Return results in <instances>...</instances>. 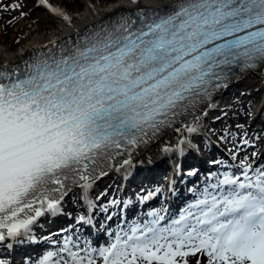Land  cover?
Instances as JSON below:
<instances>
[{"label": "snow or ice", "instance_id": "1", "mask_svg": "<svg viewBox=\"0 0 264 264\" xmlns=\"http://www.w3.org/2000/svg\"><path fill=\"white\" fill-rule=\"evenodd\" d=\"M38 6L72 24L49 0ZM249 71L264 72V0H172L118 13L0 67V244L31 240L74 187L91 207L96 180L113 169L126 178L134 152L181 118L199 121L201 106ZM149 215L99 250L65 238L39 264H201V256L207 264H264V168L216 177L168 223Z\"/></svg>", "mask_w": 264, "mask_h": 264}, {"label": "bare ground", "instance_id": "2", "mask_svg": "<svg viewBox=\"0 0 264 264\" xmlns=\"http://www.w3.org/2000/svg\"><path fill=\"white\" fill-rule=\"evenodd\" d=\"M49 2L54 6L59 8L60 10L66 12L71 18H72V24L69 25L66 21L54 16L51 12H49L47 9L43 8L42 6L37 7L38 10H43V12L45 11L47 16L52 19V21L56 22L58 24V27H56V32L52 33L53 36L47 37V38H43L42 40H33L31 39L29 41V43H27L26 45H24L23 47H21L20 50H16V51H8L5 49L6 46V42L2 39H0V66H5L8 64H12L15 63L16 61L21 60L22 58L25 57V55L27 53H29L30 50H38L43 48L45 45H47L48 43L51 44L53 43L54 40L58 39V40H62L65 39L67 37L70 36H74L77 34L82 33L84 30H87L89 27H92L94 25H96L98 22H100L102 19H105V17H110L112 14L119 12V11H132L133 9H137V8H146V7H156L160 4H167L172 2V0H139L138 3H134L133 0H111L109 2V5H106L105 7H103L101 5V0H97V2L92 1V0H84L85 7L81 10V12L79 13V15H71V13L69 11H67L66 9H64L63 7V3L66 4V0H49ZM19 3V2H18ZM31 11V9L27 6L26 3H21L20 7H19V11L13 13V18L15 21V24L18 28V30H20L23 27H29V23L31 22V19H29V22H23L21 20V18L23 19V17H25L26 15L28 16V14H30L29 12ZM36 13V12H35ZM42 13V12H41ZM26 14V15H23ZM38 14V13H36ZM38 16V15H37ZM24 20V19H23ZM53 39V41L51 40ZM255 77H260L263 80L262 86L264 87V72L261 71H249L246 73L241 74L240 76H238L236 79H234L232 82H230L228 84V86L224 89L219 90L216 94L213 95L210 105H204L202 107V109L199 111V115H200V119L199 121H193L192 118H188L187 120H184L183 123H178L175 126H173L172 128L166 130L165 132H163L162 134L159 135V137L157 139H155L154 141H152L151 143H149L147 145V147L141 149L139 152V155H137L136 153H133V164L135 165L134 168H136V174L134 175L133 179H131L128 183H130L131 186H135L137 184V182H134L135 180H137L141 175H145V176H150V178H159V180L156 181V183H159V186H161V184L165 181L162 180L160 177V173L158 172H151L152 170H159V168H161L164 164H167V161H172L174 160L176 157H181L183 156L186 152H189L186 157H183V166H185L186 169L187 166L190 165H200V163L197 161L199 157H196L195 153L191 151L192 148H190L191 146L193 147L194 145L197 147H200L201 145H199V140L201 138H204V133L205 131H207L208 129L212 128V126L214 125V121L211 120V114H213L214 112H218L220 113V111H222L219 108V105L225 101L229 96H236L237 93L233 92L234 89L239 88V87H243L244 85H246L248 83L249 80H251L252 78ZM248 94H246L247 96ZM250 96V95H248ZM239 96H237L238 98ZM239 101V99H237V102ZM248 101V100H247ZM262 103L261 104H256L253 107L251 105H248L246 107H248L250 109V111H252L255 115L254 118L251 121V124L248 125V127L246 126V129L248 128V131L246 133V135L243 138H239L240 141V147H245L247 148V145L249 143H254V145H256L257 147H253V150H251L250 148H248L249 155L248 158L246 157V162H249V157H253V153L254 151H257L256 149H262L261 152L259 154H256L257 156V160L256 163L260 162V159L262 157H264V139H262L264 136V124H261V122H257L259 123L258 125V129L260 132V136L257 135V137H253L250 133L253 132V126H254V121L258 120V116H263L264 117V95L262 97ZM236 101H233V103ZM254 102V101H253ZM230 104V102L228 103ZM249 104V103H248ZM226 109V108H224ZM223 109V110H224ZM203 112H207V115H203ZM247 116V115H246ZM246 121H248V118L246 117ZM184 123H196L198 126V131L195 134H189L186 130V128H184ZM179 128L180 130L177 131L176 129ZM214 128V127H213ZM256 129V130H258ZM204 131V132H203ZM206 137V136H205ZM185 138H187L188 140L191 141V146H185L184 144H181L180 142L185 140ZM250 140H252L250 142ZM250 146H252L250 144ZM183 147L184 148V152L183 154H181L177 149ZM171 149V151L169 152H165L164 149ZM199 154H207L210 152V150L208 148H199ZM212 157L216 156V153L213 151L209 154ZM180 159V158H179ZM244 159V158H243ZM161 162V164H159ZM188 162V163H187ZM253 163V166L256 164ZM217 164V163H216ZM203 167V166H202ZM253 168V167H252ZM133 169V168H132ZM211 169H215V166H212ZM255 169V168H253ZM204 171V170H201ZM214 171V170H213ZM124 173V170L121 169L120 171H116L115 169L110 170L108 172L107 176H104L98 180L95 181V183L93 184V187L88 190L87 193V197L88 200L93 199L91 196V193H93V190H95L96 186H100V184L102 182H106L109 183L110 180L112 179H117L118 177H120L122 174ZM166 177V176H165ZM166 179V178H164ZM138 183L141 184L140 178L138 179ZM142 186H137L136 185V189L140 188ZM155 194V193H154ZM108 197V194L103 192L101 195V198H106ZM85 201L86 203H88L85 199L83 190L74 187L72 189L71 192L68 193L67 196L64 197V200L61 204V208L62 210H66L68 213L73 214L74 212L77 211V209H79L78 206L72 205L74 201ZM91 201V200H90ZM125 207L121 206V208ZM143 207V206H141ZM187 207L185 205L182 206V209L177 210V212H179L181 214L182 210ZM135 207L130 206L128 207V211L123 212V215H127L130 213L131 217H134L132 213L135 212ZM176 212V213H177ZM49 215L45 216V217H41L39 223L34 227V236L32 237L33 241L39 237V234L41 235L43 233V231H54L57 230L58 227H56V224L60 222V218L61 220L64 217V214H60V217H56L54 219H52L50 222H43L44 220L48 219ZM180 216V215H179ZM112 218V217H111ZM63 222H72L68 221V220H62ZM132 223H136L135 219H128V224H126V226H130L132 225ZM49 229V230H47ZM98 229V228H97ZM108 230V227L105 229V231ZM104 231V232H105ZM96 235L97 236H104V233L98 229L96 231ZM107 235H105V239H107L106 237ZM52 239V238H51ZM109 240V239H108ZM10 241H6L5 243H8ZM3 245L4 244H0V249L3 250ZM31 249H38V246H34L32 248V246H30V242L25 243L24 245H20L18 248H14L13 250H11L10 252H12V254L15 253H20L22 255L25 254L26 257L28 258H35L37 256H32L29 257L30 254L28 252H31ZM45 249H48V247H46ZM27 251V252H26ZM43 251V250H42ZM60 252V251H58ZM61 255H63V253H61ZM199 255V254H198ZM39 257H41V253L38 255ZM201 260V264H207V257L206 256H201L200 257ZM190 264H195V258H191V260L189 259ZM12 262H8V264H11Z\"/></svg>", "mask_w": 264, "mask_h": 264}, {"label": "rangeland", "instance_id": "3", "mask_svg": "<svg viewBox=\"0 0 264 264\" xmlns=\"http://www.w3.org/2000/svg\"><path fill=\"white\" fill-rule=\"evenodd\" d=\"M92 1L97 2V0ZM110 1L111 0H101V5L105 7L106 5H109ZM21 3H26L27 6L31 9V11L29 12L30 14L23 17L24 20L21 18V20L23 22H29V19H31V22L29 23V27H23L18 30L17 26L14 25L15 21L13 18V13L19 11V8L16 10H12L9 7L7 11H5L4 8L6 5H20ZM63 4L64 9L69 11L71 15L74 16L79 15L81 10L85 7L86 3L84 2V0H66V4ZM37 7H39L38 0H0V39L6 42V50L12 52L20 50L21 47L29 43L31 39L42 40L43 38H46L48 35L51 36L52 33L57 31L56 27H58V24L52 21V19L47 16L45 11L43 12V10H38ZM35 12L38 14H36ZM262 83L263 80L260 77H255L249 80L248 83L243 87L234 89L233 92L237 93L236 96H229L219 105V108L222 110L220 111V113L214 112L213 114H211L210 118L212 121H214V125L204 133L210 140L212 139L217 143V147L219 144L221 148H225L230 158H232V160H235L236 164L241 168H246L248 165H251V167L255 169L264 168V157L260 159V162L256 163V154H259L262 149H256L257 151H254L253 153L254 156L252 158L249 157L250 161L246 162L245 159L246 157L248 158L250 152V150L248 151V148L253 150V147L255 148L257 146L254 145V143H249L247 145V148L246 145L245 147L241 148L239 145V138H243L246 135L248 131V128L246 129V126L248 127V125L251 124V121L255 115L246 106L251 105L253 110V107L257 103L261 104L263 102L262 97L264 95V87L262 86ZM246 94L250 96H246ZM237 96L239 97L237 98ZM237 99H239L238 102ZM233 101L236 102L233 103ZM229 102L230 104H228ZM246 117L248 118V121H246ZM257 118L259 119V121H254L253 132L250 133L254 138L257 137V135L260 136V132L258 129L259 123L257 122H262V120L264 119V117L261 115ZM262 139H264V137ZM251 141L252 140H250V142ZM250 144L252 146H250ZM214 152L217 153V151ZM253 163L256 164L253 166ZM76 202L77 204L80 203L79 201H74L72 205H75ZM191 258L194 257H189L188 259L191 260Z\"/></svg>", "mask_w": 264, "mask_h": 264}]
</instances>
